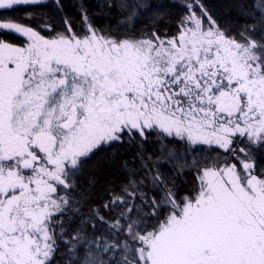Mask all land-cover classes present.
<instances>
[{
  "label": "snow or ice",
  "instance_id": "6c2138e0",
  "mask_svg": "<svg viewBox=\"0 0 264 264\" xmlns=\"http://www.w3.org/2000/svg\"><path fill=\"white\" fill-rule=\"evenodd\" d=\"M52 4L0 0V37L22 38H0V264H264V0L235 34L203 0H104L123 33L85 6L79 30L57 28ZM125 146L124 179L97 201L86 162Z\"/></svg>",
  "mask_w": 264,
  "mask_h": 264
},
{
  "label": "trees",
  "instance_id": "16d2710c",
  "mask_svg": "<svg viewBox=\"0 0 264 264\" xmlns=\"http://www.w3.org/2000/svg\"><path fill=\"white\" fill-rule=\"evenodd\" d=\"M63 5V11L57 12L56 6L52 4V0H49L51 7L44 9L40 15L47 16L49 22L55 27L61 26V18L67 17L73 26L79 30L83 26L81 20V6H85L88 12L89 19L95 24L106 29L110 28L113 32L120 31L121 33L128 31L121 26L127 22L126 16L119 9V7L112 9L111 11L104 7V0H60ZM117 6L121 0H114ZM146 3H167L172 5H180L174 0H145ZM204 4L208 7L212 15L216 18L217 22L226 30H231L234 34L237 30L242 29L247 23L253 19H258L252 14L254 6L258 5L259 0H203ZM168 18L165 23L161 25V30L164 31L167 28L175 30L179 17L183 14L182 7H172L166 9ZM12 15L23 18L24 13L15 12ZM142 22L137 25V32H143L150 29L153 25L151 15L141 17ZM31 23L39 24L40 20H33ZM47 34V33H46ZM6 38L9 42L14 44L22 43V38H17L15 35H8ZM152 139L150 138L147 147L149 152L146 153V157L155 153L157 148L153 146ZM176 151H183L182 147L177 145H168ZM109 150L100 151L90 160H88L84 166L83 175L80 177L81 187L84 189L89 188V183L95 181L94 186L90 191L94 194V199L99 201L100 199H106L108 190L112 187L118 186L124 179V170L122 168V162L124 160H130L134 155V150ZM253 156L256 158L257 163L264 167V150L260 152H253ZM221 160L225 159L222 155ZM183 183L178 182L181 195L187 194L192 190L194 185V176L192 174L184 175L182 177ZM64 254L61 253L62 257ZM56 264H65V262L57 258Z\"/></svg>",
  "mask_w": 264,
  "mask_h": 264
},
{
  "label": "rangeland",
  "instance_id": "374dc122",
  "mask_svg": "<svg viewBox=\"0 0 264 264\" xmlns=\"http://www.w3.org/2000/svg\"><path fill=\"white\" fill-rule=\"evenodd\" d=\"M174 1L177 2L180 5L183 3V0H174Z\"/></svg>",
  "mask_w": 264,
  "mask_h": 264
}]
</instances>
